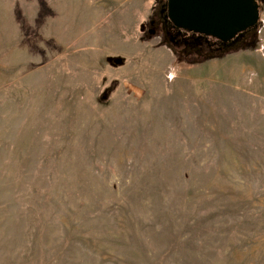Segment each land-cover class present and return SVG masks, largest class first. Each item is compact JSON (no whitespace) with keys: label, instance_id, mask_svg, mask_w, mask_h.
<instances>
[{"label":"rangeland","instance_id":"rangeland-1","mask_svg":"<svg viewBox=\"0 0 264 264\" xmlns=\"http://www.w3.org/2000/svg\"><path fill=\"white\" fill-rule=\"evenodd\" d=\"M164 1L0 0V264H264V0L189 59Z\"/></svg>","mask_w":264,"mask_h":264},{"label":"water","instance_id":"water-1","mask_svg":"<svg viewBox=\"0 0 264 264\" xmlns=\"http://www.w3.org/2000/svg\"><path fill=\"white\" fill-rule=\"evenodd\" d=\"M164 18L183 32L200 33L219 42L258 23V5L252 0H166Z\"/></svg>","mask_w":264,"mask_h":264},{"label":"trees","instance_id":"trees-1","mask_svg":"<svg viewBox=\"0 0 264 264\" xmlns=\"http://www.w3.org/2000/svg\"><path fill=\"white\" fill-rule=\"evenodd\" d=\"M252 1L258 5L259 7L258 12H259L260 10L259 0L257 1L252 0ZM164 4H165V1H164ZM169 25H170L168 29L169 31L167 29L163 31L159 27L160 33L163 36V40L167 42V44H169L175 50L176 54H179V56L181 57L183 56L189 59L195 56L202 57L206 55L207 53H211V52L226 53L227 51H231L234 49L235 50L240 49L241 47H244L247 43L249 44L251 40V39L249 40V38H252L255 36L259 24L257 23L256 25H254V27L250 29H245L244 31H241L238 34H236L233 38L229 39L228 44L220 48L221 51H218L217 48L212 49L210 44H207L206 42L202 41V39H205V37L202 36V34L191 33V32L185 33L181 29L175 28L170 21H169ZM181 33L182 35H185L186 40L184 41L186 43L179 42L177 38H174L173 40L171 39L173 35L178 36V35H181ZM209 39L213 40L211 38ZM204 48H205V51H204Z\"/></svg>","mask_w":264,"mask_h":264},{"label":"flooded vegetation","instance_id":"flooded-vegetation-1","mask_svg":"<svg viewBox=\"0 0 264 264\" xmlns=\"http://www.w3.org/2000/svg\"><path fill=\"white\" fill-rule=\"evenodd\" d=\"M158 18H159V20H158V25L162 28L161 30H165V29H169V27H170V25H169V20L167 19V18H164V15H163V13H162V8L159 10V12H158ZM153 30H149V32H152ZM169 31V30H168ZM174 38H177L178 39V41L179 42H182V43H186L184 40H186V37H185V35H182V33H181V35H178V36H175V35H173L172 37H171V39L173 40ZM177 41V42H178ZM202 41H204V42H206L207 44H209L207 41H209V38H205V39H202ZM210 43H211V45H213L214 43V45H216L217 47H223V46H225L226 44H228V42L229 41H227V42H219V41H217V40H215V39H213V40H211V41H209ZM187 45V44H186Z\"/></svg>","mask_w":264,"mask_h":264},{"label":"bare ground","instance_id":"bare-ground-1","mask_svg":"<svg viewBox=\"0 0 264 264\" xmlns=\"http://www.w3.org/2000/svg\"><path fill=\"white\" fill-rule=\"evenodd\" d=\"M203 36V35H202ZM205 37V36H204ZM212 38V37H211Z\"/></svg>","mask_w":264,"mask_h":264}]
</instances>
